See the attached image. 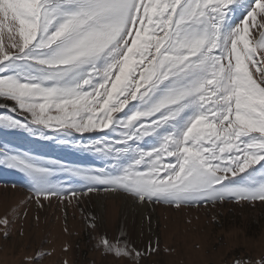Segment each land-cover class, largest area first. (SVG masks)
I'll return each mask as SVG.
<instances>
[{
  "label": "snow or ice",
  "instance_id": "6c2138e0",
  "mask_svg": "<svg viewBox=\"0 0 264 264\" xmlns=\"http://www.w3.org/2000/svg\"><path fill=\"white\" fill-rule=\"evenodd\" d=\"M0 100L16 113L0 131L100 162L0 146V167L24 180L11 187L39 207L91 194L264 204V0H0ZM97 248L132 264L148 254L104 237Z\"/></svg>",
  "mask_w": 264,
  "mask_h": 264
},
{
  "label": "rangeland",
  "instance_id": "374dc122",
  "mask_svg": "<svg viewBox=\"0 0 264 264\" xmlns=\"http://www.w3.org/2000/svg\"><path fill=\"white\" fill-rule=\"evenodd\" d=\"M4 40L7 45V26ZM0 103L11 106L12 102L0 100ZM0 114L16 115L8 108H0ZM3 145L70 165L100 166L91 155L36 141L21 133L0 131V146ZM13 183L23 185L22 175L0 167V220L10 221L7 228L0 224V264H37L36 257L41 253L45 255L39 264H132L130 260L106 255L102 248H97L101 237L113 244L127 240L131 247L147 252L139 264H236L237 261L257 264L264 261V204L179 210L153 205L154 209L147 212L148 224L145 222L138 227L140 210L130 199L91 194L69 202L53 197L42 200L43 207H39L35 199H28L32 194L26 188H13ZM126 206L134 208L132 213L136 214L127 227L122 218ZM99 207L103 208L101 215ZM92 217L96 218L95 229L89 227ZM5 231L9 233L7 238ZM150 246L158 250L149 252Z\"/></svg>",
  "mask_w": 264,
  "mask_h": 264
},
{
  "label": "bare ground",
  "instance_id": "6f19581e",
  "mask_svg": "<svg viewBox=\"0 0 264 264\" xmlns=\"http://www.w3.org/2000/svg\"><path fill=\"white\" fill-rule=\"evenodd\" d=\"M137 206V208H138V210H140L139 212H140V215H139V222H138V227H141V226H143V224L145 223V222H147V224H148V219H147V212H148V210H150V209H154V206L153 205H151V204H145V205H143V206H140V205H136ZM102 210H103V208H101V207H99V215H101V213H102ZM157 210V209H156ZM132 211H134V208H132L131 206L130 207H127L126 206V208H124V210H123V214H122V218H123V222H125L126 223V227H127V225H129L134 219H133V216L134 215H136V214H134V213H132ZM108 215V214H107ZM107 218V217H106ZM133 219V220H132ZM101 220V219H100ZM146 224V225H147ZM124 227H125V225H124ZM137 228V227H136ZM126 229V228H125ZM131 231V230H130ZM127 232V231H126ZM141 234V233H140ZM138 238H141V236H138ZM148 239H149V236L147 237Z\"/></svg>",
  "mask_w": 264,
  "mask_h": 264
}]
</instances>
